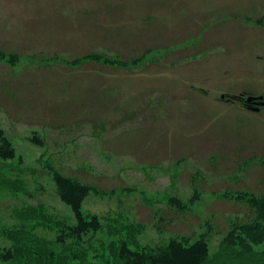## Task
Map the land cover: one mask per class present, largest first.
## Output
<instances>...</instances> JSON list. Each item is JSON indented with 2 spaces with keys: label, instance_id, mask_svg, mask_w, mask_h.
<instances>
[{
  "label": "rangeland",
  "instance_id": "rangeland-1",
  "mask_svg": "<svg viewBox=\"0 0 264 264\" xmlns=\"http://www.w3.org/2000/svg\"><path fill=\"white\" fill-rule=\"evenodd\" d=\"M246 95L264 96V0H0V130L16 155L0 159V264H119L122 242L198 238L204 264L264 262L239 230L264 199V107ZM52 170L91 188L97 232L65 236Z\"/></svg>",
  "mask_w": 264,
  "mask_h": 264
},
{
  "label": "trees",
  "instance_id": "trees-1",
  "mask_svg": "<svg viewBox=\"0 0 264 264\" xmlns=\"http://www.w3.org/2000/svg\"><path fill=\"white\" fill-rule=\"evenodd\" d=\"M30 140L38 146L43 145L41 139L37 136ZM15 156L14 148L0 130V159L11 161L15 159ZM51 177L59 200L70 210L74 219V224L67 226L65 236L79 239L90 232H97L100 229L98 218L92 216L86 219L82 212L83 201L91 188L56 170L51 171ZM169 203L176 208H181L180 201L175 197L170 198ZM249 203L256 212L258 219L255 223L257 226L251 227L250 224H241L239 230L243 234H250L252 237L250 239L251 243L261 244L264 241V199L259 200L251 197ZM259 228L262 230V234ZM57 241L62 243L64 239L59 236ZM208 256V244L203 238H198L191 243L171 239L164 247H160L155 251L131 250L125 242H122L117 249L119 264H204ZM14 257L15 254L11 250H5L1 254V259L4 262H9ZM233 264H264V262H256L250 257H239V261Z\"/></svg>",
  "mask_w": 264,
  "mask_h": 264
},
{
  "label": "flooded vegetation",
  "instance_id": "flooded-vegetation-1",
  "mask_svg": "<svg viewBox=\"0 0 264 264\" xmlns=\"http://www.w3.org/2000/svg\"><path fill=\"white\" fill-rule=\"evenodd\" d=\"M248 97H255V98H257V97H262V100H264V96H262V95H259V96H254V95H246V96H241L240 98H238L239 99V102L242 104V105H244L247 109H254V108H258V111L263 107V106H258L257 104H255L256 102H259L260 100H258V99H255V101H252V102H250L249 104H247L246 103V99L248 98ZM257 111V112H258Z\"/></svg>",
  "mask_w": 264,
  "mask_h": 264
},
{
  "label": "water",
  "instance_id": "water-1",
  "mask_svg": "<svg viewBox=\"0 0 264 264\" xmlns=\"http://www.w3.org/2000/svg\"><path fill=\"white\" fill-rule=\"evenodd\" d=\"M255 99H258V100H260V101H259V102H256ZM252 101H255V102H256L255 104H257L258 106H264V100H262V97H258V98L248 97V98L246 99V103H250V102H252ZM253 111H258V108H257V107L254 108Z\"/></svg>",
  "mask_w": 264,
  "mask_h": 264
},
{
  "label": "crops",
  "instance_id": "crops-1",
  "mask_svg": "<svg viewBox=\"0 0 264 264\" xmlns=\"http://www.w3.org/2000/svg\"><path fill=\"white\" fill-rule=\"evenodd\" d=\"M126 126H127V128L126 129H128V128H132L131 126H132V124L131 123H127V124H125ZM122 129H124V128H122Z\"/></svg>",
  "mask_w": 264,
  "mask_h": 264
}]
</instances>
